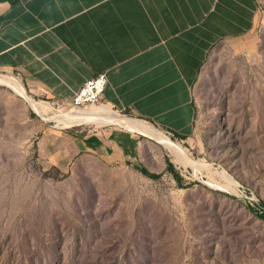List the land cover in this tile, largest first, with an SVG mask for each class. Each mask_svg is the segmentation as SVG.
Returning <instances> with one entry per match:
<instances>
[{"label":"rangeland","instance_id":"374dc122","mask_svg":"<svg viewBox=\"0 0 264 264\" xmlns=\"http://www.w3.org/2000/svg\"><path fill=\"white\" fill-rule=\"evenodd\" d=\"M260 15L255 31L216 44L200 68L191 139L104 101L77 108L104 106L154 127L184 150L187 164L116 125L63 126L49 117L72 106L24 90L46 108L40 114L0 85V264H264V219L256 215L264 211V7ZM111 130L138 141L128 172L94 159L61 171L38 155L48 133L84 139Z\"/></svg>","mask_w":264,"mask_h":264},{"label":"crops","instance_id":"0c3cea01","mask_svg":"<svg viewBox=\"0 0 264 264\" xmlns=\"http://www.w3.org/2000/svg\"><path fill=\"white\" fill-rule=\"evenodd\" d=\"M263 7L264 0H0V70L15 72L31 98L54 104H68L86 80L105 74L102 101L187 141L200 68L216 44L255 31ZM138 146L122 130L84 139L48 133L38 155L61 171L94 159L128 172Z\"/></svg>","mask_w":264,"mask_h":264},{"label":"bare ground","instance_id":"6f19581e","mask_svg":"<svg viewBox=\"0 0 264 264\" xmlns=\"http://www.w3.org/2000/svg\"><path fill=\"white\" fill-rule=\"evenodd\" d=\"M0 85L9 86L10 88L14 89L18 95L26 98L30 105L38 113L44 114L46 112V108L44 106L37 104L26 95L24 89L18 83V80H16L14 77L0 75ZM49 119L55 120L66 127L82 124H93L96 126L116 125L129 132L140 134L141 136L155 140L159 145L168 149L179 162L187 164V157L184 153V150L163 132L140 120L116 115L104 106L91 107L85 110L73 108L67 111H59L58 114H54L53 116L49 117Z\"/></svg>","mask_w":264,"mask_h":264},{"label":"built area","instance_id":"2783aa9c","mask_svg":"<svg viewBox=\"0 0 264 264\" xmlns=\"http://www.w3.org/2000/svg\"><path fill=\"white\" fill-rule=\"evenodd\" d=\"M106 85V75L102 73L97 74L84 82L82 87L76 93H74L68 104L62 102L55 103V105H69L73 108L94 105L102 101Z\"/></svg>","mask_w":264,"mask_h":264},{"label":"trees","instance_id":"16d2710c","mask_svg":"<svg viewBox=\"0 0 264 264\" xmlns=\"http://www.w3.org/2000/svg\"><path fill=\"white\" fill-rule=\"evenodd\" d=\"M139 169H140V172H141L143 175H145V176H147V177H149V178L157 179V178L160 177V175L150 174V173H149L146 169H144L143 167H141V168H139ZM166 170H167L169 173L172 174V176H173V178H174L175 180H179V178H178L177 174L174 172V170H173L171 164L168 163V165H167V169H166ZM256 215H257L259 218L264 219V211H263V212H256Z\"/></svg>","mask_w":264,"mask_h":264}]
</instances>
